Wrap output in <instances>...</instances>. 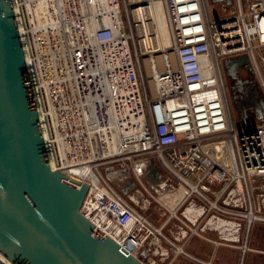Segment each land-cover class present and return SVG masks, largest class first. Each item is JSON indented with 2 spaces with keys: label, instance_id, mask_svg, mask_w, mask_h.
<instances>
[{
  "label": "built area",
  "instance_id": "2783aa9c",
  "mask_svg": "<svg viewBox=\"0 0 264 264\" xmlns=\"http://www.w3.org/2000/svg\"><path fill=\"white\" fill-rule=\"evenodd\" d=\"M152 1L163 11L169 36L165 48L152 45L155 23L147 7ZM233 3L227 17L209 18L202 0H12L50 164L64 172L90 165L93 175L85 178L66 172L88 183L80 211L141 264H168L178 254L200 264L216 263L193 257L166 237L96 164L78 158L64 162L79 156L78 142L85 140L81 134L71 142L69 137L84 126L133 134L120 151L105 155L111 156L107 161L125 164L147 195L155 187L176 186L181 202L199 197L205 206L184 208L194 219L201 211L224 210L216 198L240 191L249 176L264 175V120L233 125L220 75L225 57L243 53L264 93L257 64L263 60L258 50L264 46V0ZM111 11L118 19H107ZM167 51L172 64L155 69L153 55L166 60ZM42 60L57 69L64 65L60 88L54 90L41 77L48 70ZM224 139L228 147L220 158L208 144ZM146 175L151 176L147 185L139 181ZM139 188L135 193L142 195ZM240 215L247 221L252 216L249 209ZM187 230L196 232L195 225ZM0 264L15 263L0 251Z\"/></svg>",
  "mask_w": 264,
  "mask_h": 264
},
{
  "label": "water",
  "instance_id": "95a60500",
  "mask_svg": "<svg viewBox=\"0 0 264 264\" xmlns=\"http://www.w3.org/2000/svg\"><path fill=\"white\" fill-rule=\"evenodd\" d=\"M245 63L222 60L230 75ZM87 189L50 164L12 0H0V251L15 264H141L80 211Z\"/></svg>",
  "mask_w": 264,
  "mask_h": 264
},
{
  "label": "crops",
  "instance_id": "0c3cea01",
  "mask_svg": "<svg viewBox=\"0 0 264 264\" xmlns=\"http://www.w3.org/2000/svg\"><path fill=\"white\" fill-rule=\"evenodd\" d=\"M248 123L251 122L245 124ZM154 189V197L166 194L162 204L166 203L168 207L161 211L167 213L161 212L160 217H157L153 211L154 205L151 207L148 197L140 200L142 207L148 205L142 209L143 213H140L152 224L159 226L166 237L181 244L190 255L201 260L211 259L216 264H264V175L249 176L240 191L232 190V195L223 192L216 198V205L224 210L211 208L206 212L201 211L195 219L190 217L184 208L205 206L206 203L199 197L190 195L181 202L182 195L178 193L177 188ZM170 190H173V195ZM207 196L214 199L209 193ZM246 209H249L252 215L248 221L240 215ZM191 225H195L196 232L187 230ZM241 244H244L243 250L239 248ZM179 256L181 257H176L177 264H200L192 258ZM174 258L175 256L169 257L168 264H171Z\"/></svg>",
  "mask_w": 264,
  "mask_h": 264
},
{
  "label": "rangeland",
  "instance_id": "374dc122",
  "mask_svg": "<svg viewBox=\"0 0 264 264\" xmlns=\"http://www.w3.org/2000/svg\"><path fill=\"white\" fill-rule=\"evenodd\" d=\"M202 2H203L202 5L204 8V12H205L206 16H208L209 18L227 17L232 12L233 5H234L233 0H202ZM241 5L244 6V0H241ZM121 12H122V15L125 16V12H124V9L122 7H121ZM258 51L263 56V60H260V61L258 60L257 64L259 67L260 74L264 79V46L260 47ZM49 67H50L49 70L51 68L53 70H55L53 65H51V62H49ZM146 68H147V66H145V70H147ZM139 72H140V75L143 76L141 66H139ZM247 74L249 75V77L254 79V81L257 85L258 91L264 100V93L259 86L258 78L256 77L254 70L250 69L247 72ZM57 76H59V75L57 74ZM59 77L61 78V76H59ZM145 86H146V88H148V85L146 82H145ZM53 89L55 90L57 88H53ZM225 98H226V96H225ZM226 114L229 117V119L232 121V123L235 127L243 125L246 122H254V121L264 120V119H261V118H264V113H260V112L255 113V114H251L249 112H244V114L239 113L227 98H226ZM73 132L80 134L78 129H77V131L75 130ZM82 141H83V143L78 142L77 149L79 151V156L78 157L75 156L74 158H69L68 160H65L64 162H71L72 160H76L78 158V160L76 162L88 161L92 165L96 164L99 172L108 176L112 186L119 193H121L124 197L129 199L134 204V206L138 210H140V212L142 211V213H143L144 210H142V209L148 207V205H147V207H142L140 200L142 198L148 197V199L150 200L151 207L154 205V208H153L154 210L153 209L152 210L154 212H156L157 217H160L161 212L164 214L167 213V211H161L165 207H168V205L166 203L162 204L163 200L165 199L164 197H166L165 193L160 194L158 197H154V195H147L145 193V191H143V189L141 188L140 183L138 182L137 178L132 174L130 169L127 168L125 164L123 165L124 167H122V166L118 165L119 162H117V161H113V162L107 161L108 159H111V156L105 155V153L106 152L111 153V151H104V153H103L100 150V148L94 144L92 147L93 153L91 154V150L88 147L89 144L86 143L84 139ZM69 142H71L70 139H69ZM84 143H86L87 145H85ZM208 146L211 148L212 152H214V154L220 158H223L221 155H224L223 151H221V150L226 151L227 147H228L226 139L213 142L211 144H208ZM82 147H85V148H82ZM214 149H218V150L214 151ZM63 151H64V152H62L63 155L64 154L68 155V153H67L68 149H66V150L63 149ZM81 165H87V164H81ZM81 165L69 166L67 169H69L70 167H74V166L76 167V166H81ZM110 166H112V167H110ZM159 169L161 171H163L162 168H159ZM139 181L142 184H146V183L151 182V180H149V179L145 180V178H141V180H139ZM173 184H174V182H173ZM138 188L141 189L142 195L135 193V189H138ZM174 188H176V186H174ZM170 194L173 195V190H170ZM160 202L162 205L160 204ZM176 257H181V256H179V254L175 255V258L172 260L171 264H177L176 260L178 258H176ZM185 263L188 264L187 262H185Z\"/></svg>",
  "mask_w": 264,
  "mask_h": 264
},
{
  "label": "bare ground",
  "instance_id": "6f19581e",
  "mask_svg": "<svg viewBox=\"0 0 264 264\" xmlns=\"http://www.w3.org/2000/svg\"><path fill=\"white\" fill-rule=\"evenodd\" d=\"M147 7L152 11L151 16L155 23V37L153 38L152 45L155 46L156 48H165L169 44V36H168L167 28L165 25V19H164L161 5L158 1H152L148 3ZM115 13L111 11V12H107L105 15L107 16L108 20L114 19V18L118 19L117 13L116 14ZM38 37L40 41L41 35H39ZM153 59H154V68L157 70L162 69L165 64H170V65L172 64V57H171L170 52L167 53L166 60H163L162 57L158 54L153 55ZM143 61L145 63L144 67L147 66L146 68L147 73L150 74L152 71V66H150L149 57H146ZM42 63H43L42 64L43 70L44 69H48V70L44 71L41 77L42 78L44 77L43 79L46 80V82L49 83L50 86L52 85V86H56V88H60L62 80L59 76L62 75V67H64V65L60 62V67H59L60 70L57 69V66H55L54 68L55 70H53L52 68L49 70L50 68L49 63L45 64V61L43 60H42ZM57 74L59 76H57ZM39 76H40V73H39ZM148 84H149V88L152 89L151 81L150 82L148 81ZM123 123L124 122H122L121 124ZM106 129L108 128H105V130H103V128H99V127L91 128V126H87V127L84 126V128L80 130V134L83 135V137L86 140V143L89 144L88 147L91 150V154L93 153L92 147L94 144L98 146L103 153L104 151L118 152L120 151V149L123 148V144L127 141L126 139L133 137V134H129L128 132H123V133H121L120 131L113 132L112 130L109 131ZM117 133L121 135L120 139H118ZM122 134H123V137H122ZM73 135L78 136L76 132H73L69 137L70 141ZM92 140H94V142ZM62 152L64 151L62 150ZM105 154H108V153L106 152ZM49 157L51 158V155H49ZM66 172L70 175H73V176L77 175L83 178L93 175V170L88 164L76 166V167L75 166L70 167L69 169H66Z\"/></svg>",
  "mask_w": 264,
  "mask_h": 264
},
{
  "label": "flooded vegetation",
  "instance_id": "af4514ba",
  "mask_svg": "<svg viewBox=\"0 0 264 264\" xmlns=\"http://www.w3.org/2000/svg\"><path fill=\"white\" fill-rule=\"evenodd\" d=\"M250 69L249 63L240 64L235 67L234 74L230 75L222 66L221 61L220 75L224 93L239 113H264V100L258 91L254 79L249 77V73L247 74ZM146 177L151 178L150 175Z\"/></svg>",
  "mask_w": 264,
  "mask_h": 264
}]
</instances>
